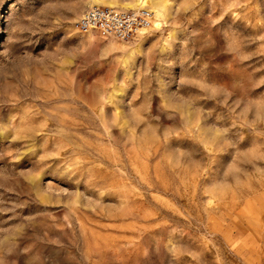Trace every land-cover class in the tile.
I'll return each instance as SVG.
<instances>
[{"label": "rangeland", "instance_id": "1", "mask_svg": "<svg viewBox=\"0 0 264 264\" xmlns=\"http://www.w3.org/2000/svg\"><path fill=\"white\" fill-rule=\"evenodd\" d=\"M0 264H264V0H0Z\"/></svg>", "mask_w": 264, "mask_h": 264}, {"label": "built area", "instance_id": "2", "mask_svg": "<svg viewBox=\"0 0 264 264\" xmlns=\"http://www.w3.org/2000/svg\"><path fill=\"white\" fill-rule=\"evenodd\" d=\"M153 11L146 6L116 9L93 5L82 11L75 21L80 32L96 31L105 38L130 41L152 25Z\"/></svg>", "mask_w": 264, "mask_h": 264}, {"label": "bare ground", "instance_id": "3", "mask_svg": "<svg viewBox=\"0 0 264 264\" xmlns=\"http://www.w3.org/2000/svg\"><path fill=\"white\" fill-rule=\"evenodd\" d=\"M159 23H156V25H158Z\"/></svg>", "mask_w": 264, "mask_h": 264}]
</instances>
